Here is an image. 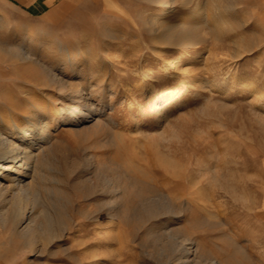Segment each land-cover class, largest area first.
<instances>
[{"label":"rangeland","instance_id":"rangeland-1","mask_svg":"<svg viewBox=\"0 0 264 264\" xmlns=\"http://www.w3.org/2000/svg\"><path fill=\"white\" fill-rule=\"evenodd\" d=\"M195 4L169 14L200 38L178 49L151 41L150 0L0 1V134L22 144L29 117L49 141L16 170L26 199L0 198V264H264V0ZM53 76L86 117H60Z\"/></svg>","mask_w":264,"mask_h":264},{"label":"bare ground","instance_id":"bare-ground-1","mask_svg":"<svg viewBox=\"0 0 264 264\" xmlns=\"http://www.w3.org/2000/svg\"><path fill=\"white\" fill-rule=\"evenodd\" d=\"M150 1H152L153 3H159L160 5L159 12L155 14H151L149 16L150 18L148 17L147 24H148V32L151 41H155L156 43L160 42L161 44H164L166 46L172 48H178V49L195 48L200 44L199 36L196 33H194V31L191 28L190 29L187 28V24L189 22L188 18L187 19L185 18L184 20L178 22L177 24H174L168 20L169 14L173 10H175L178 5L180 4L183 5L184 3H187L189 1L191 2L192 0H181L179 4H176L174 2L175 0H150ZM195 1H196L195 6L198 9L196 19H198L200 15L204 14L203 9L205 6H204V0H195ZM211 3L213 4V2ZM12 51L14 50L12 49ZM23 51L24 54L22 55V58L24 59L30 58V54H28L24 48ZM60 51H62V49ZM86 52L87 51H84L83 53L81 52L79 54H75L76 52L73 53L67 50V52H65V55L62 53L63 56H61V58L64 59L66 58L69 63L74 64L78 60L80 61L82 58H84ZM18 55L20 56V54ZM172 65L174 66L175 63H172ZM50 80L56 86L57 95L61 98H65L69 102V105L65 106L66 108H63L61 110L60 117L63 118L64 120H68V119L70 120L72 118H76V116L79 118L86 117L84 109L82 110V106L80 105V101L82 98V91H80V89L79 90L77 89V91H70L69 88H67L66 84L62 82V80L57 79L56 76L51 77ZM143 80H145V82H143L141 86L143 85L145 86L153 82V76L152 75L145 76ZM87 100L88 99L84 100V102H87L86 104L83 103L84 107H87V104L89 105ZM159 102H160L159 103L160 107L157 109L158 116L161 119L163 118L165 119L169 114L170 108H167L168 103H166L165 100H161ZM90 112L92 113V109L90 110ZM35 116L38 117L37 114ZM25 119L29 127L22 134V136L24 137V140L22 139L23 140L22 144L15 145L11 142L9 138H5L0 134V177L5 176L4 174L5 171L13 175V177L10 179L12 185L4 187L2 182H0V198L3 197L5 191L12 190L17 197H21V199L23 197L26 199V196L28 194V190H27L28 187H26V185H24L23 182L20 181V175L22 174L25 175L28 173L31 166H33V163L38 160L39 154L43 150L42 146L46 145L49 142L47 135L48 130L46 131L44 128H42L41 127L42 124L40 122H37L35 124V123H31L29 117H26ZM14 128L15 130L19 129L17 126ZM35 132H41L44 134L43 137L38 138V140L41 141V145H38L35 151L27 152L26 148H24V145L27 142L26 138H28V136L32 135ZM8 163L14 165L15 170L12 169L13 170L12 171L11 168H8L7 167ZM22 168H23L22 174L16 172V170Z\"/></svg>","mask_w":264,"mask_h":264},{"label":"crops","instance_id":"crops-1","mask_svg":"<svg viewBox=\"0 0 264 264\" xmlns=\"http://www.w3.org/2000/svg\"><path fill=\"white\" fill-rule=\"evenodd\" d=\"M12 5L19 10L29 11L34 14H42L55 7L62 0H0Z\"/></svg>","mask_w":264,"mask_h":264}]
</instances>
